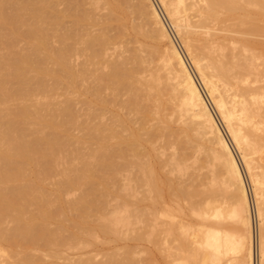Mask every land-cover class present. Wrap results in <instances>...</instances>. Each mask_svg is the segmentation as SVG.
Masks as SVG:
<instances>
[{"label": "bare ground", "instance_id": "obj_1", "mask_svg": "<svg viewBox=\"0 0 264 264\" xmlns=\"http://www.w3.org/2000/svg\"><path fill=\"white\" fill-rule=\"evenodd\" d=\"M255 237L264 264V0H0V264Z\"/></svg>", "mask_w": 264, "mask_h": 264}, {"label": "rangeland", "instance_id": "obj_2", "mask_svg": "<svg viewBox=\"0 0 264 264\" xmlns=\"http://www.w3.org/2000/svg\"><path fill=\"white\" fill-rule=\"evenodd\" d=\"M162 16H163V14H162ZM170 31H172V30H170ZM172 34H173L172 36H174V38L176 39V42H178L177 44L179 45L178 38L174 35L173 31H172ZM186 59H187V57H186ZM190 67H191V64H190ZM246 181H247V179H246ZM135 227H136V232L140 231L139 224H136ZM146 241H147V239H144V238L139 240V241L136 238L131 240V241H129V244L132 245L131 247H132V250H133L134 264H138V263L139 264H148V263L149 264H156V263L157 264H161V263L162 264H179L180 263V261H178V258H176L177 255L174 254V256H176L175 257L176 260H175L174 257H173L174 260H171L169 258H165V257L161 256V254L155 249V247L149 241H147V242ZM151 255H152V257H151Z\"/></svg>", "mask_w": 264, "mask_h": 264}, {"label": "built area", "instance_id": "obj_3", "mask_svg": "<svg viewBox=\"0 0 264 264\" xmlns=\"http://www.w3.org/2000/svg\"><path fill=\"white\" fill-rule=\"evenodd\" d=\"M255 228V226H254ZM251 264H259V257L257 253V247H256V237L253 240V253H252V261Z\"/></svg>", "mask_w": 264, "mask_h": 264}]
</instances>
